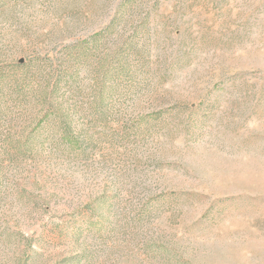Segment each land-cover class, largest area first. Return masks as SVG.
I'll return each instance as SVG.
<instances>
[{"label":"rangeland","instance_id":"1","mask_svg":"<svg viewBox=\"0 0 264 264\" xmlns=\"http://www.w3.org/2000/svg\"><path fill=\"white\" fill-rule=\"evenodd\" d=\"M0 264H264V0H0Z\"/></svg>","mask_w":264,"mask_h":264}]
</instances>
